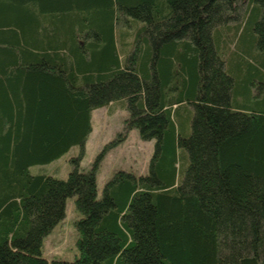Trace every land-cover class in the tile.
<instances>
[{
	"label": "trees",
	"instance_id": "obj_1",
	"mask_svg": "<svg viewBox=\"0 0 264 264\" xmlns=\"http://www.w3.org/2000/svg\"><path fill=\"white\" fill-rule=\"evenodd\" d=\"M118 102L156 145L99 198L124 138L80 166ZM72 196L79 254L50 261ZM0 264H264V0H0Z\"/></svg>",
	"mask_w": 264,
	"mask_h": 264
},
{
	"label": "rangeland",
	"instance_id": "obj_2",
	"mask_svg": "<svg viewBox=\"0 0 264 264\" xmlns=\"http://www.w3.org/2000/svg\"><path fill=\"white\" fill-rule=\"evenodd\" d=\"M128 110L123 102H118L108 108H101L94 112L93 132L86 143V154L81 161V170H90L105 146L117 139L124 138L112 148L101 161L97 172L98 197H103V191L108 180L118 171L135 172L145 175L149 172V165L155 150L156 140H143L138 129H125V119ZM80 146L76 145L61 158L48 164L33 165L32 174H48L66 179L74 168L73 158L79 156ZM82 217L77 209L76 196L67 200V216L44 239L43 256L48 260L62 259L72 261L79 254L77 240L78 230L76 221Z\"/></svg>",
	"mask_w": 264,
	"mask_h": 264
},
{
	"label": "crops",
	"instance_id": "obj_3",
	"mask_svg": "<svg viewBox=\"0 0 264 264\" xmlns=\"http://www.w3.org/2000/svg\"><path fill=\"white\" fill-rule=\"evenodd\" d=\"M113 105H115V103H114V104H111L110 106H106V107H102V108H108V107H111V106H113ZM99 109H101V108H98V109H96V110L93 111V113H92V120H93V118H94V112L97 111V110H99ZM92 125H93V122H92ZM92 132H93V131H92ZM92 132H91V133H92ZM89 136H90V135H89ZM87 141H88V140H87Z\"/></svg>",
	"mask_w": 264,
	"mask_h": 264
}]
</instances>
